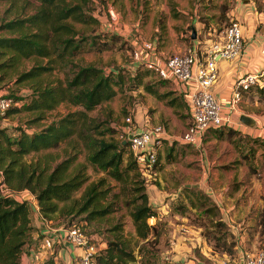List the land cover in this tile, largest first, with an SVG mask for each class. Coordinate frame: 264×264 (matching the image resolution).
I'll return each instance as SVG.
<instances>
[{"label":"rangeland","instance_id":"374dc122","mask_svg":"<svg viewBox=\"0 0 264 264\" xmlns=\"http://www.w3.org/2000/svg\"><path fill=\"white\" fill-rule=\"evenodd\" d=\"M187 1L189 4H199L202 0ZM175 3H177L176 0H86V10L98 19V23H75L76 28L87 36V42L76 54L69 57L72 60L69 61L68 56H64L63 60L52 62V69L41 72L33 79H19L18 72L26 71L38 63L51 64L47 57L32 56L15 64L16 68L10 69L7 74L3 75L0 71V93L11 98L12 102L11 109L0 115V127H5L9 134L15 136L19 133V128L27 129L29 132L38 130L54 118L76 109L75 105L63 101L55 108L46 109L41 114L38 110L28 109L22 104L28 103L35 96V83L44 86L48 83L56 84L58 79L64 82L71 73L70 68L73 64V68L77 65L95 64L101 66L106 72L120 67L122 78H120L121 84H115L116 93L109 100L88 111L97 123V128L90 129L89 133L95 137L117 139L116 128L127 125V128L135 130L138 126V107L142 103L139 102L141 86L144 89H147L145 86H151L156 90L152 87L155 84L153 75L156 74L143 64L135 65L133 68L129 66L136 61L132 54L133 48L139 47L141 43L154 37L156 40L153 49L146 53L151 54L152 50L155 52L165 50V47L172 44V38L163 37V35L167 33L168 26L172 25L171 18L181 13L175 7ZM6 5L4 1H0V24L2 20L14 15V13H5ZM228 24L229 22L226 23ZM156 26L157 31L154 29ZM0 34H8V32L0 28ZM97 34L99 37L95 36ZM113 34L119 35L113 38ZM191 34L192 30L189 28L183 29L180 39L186 43L185 45H192ZM94 36L96 38H93ZM135 37H137V43L131 45V40ZM92 38L95 39L93 47L90 46ZM96 46L100 48L95 49ZM197 48L200 49V47ZM172 52L174 51L169 50L167 55ZM257 93H259L260 102H264V87ZM180 108L179 115L182 118L188 117L187 106L180 104ZM38 115L42 117L38 118ZM126 116L131 117V122L127 124L124 120ZM184 144L186 143L177 140L172 143H163L164 149L158 151V162L155 168L141 173L142 175L138 173L132 176L133 171H130L131 175L128 179L126 176L125 181L115 179L105 170L92 165L87 160V148L77 133L62 140L55 147L26 153L23 159L32 161L40 158L42 163L48 164L51 168L63 159H71L67 172L70 174L80 169L84 173L86 178L83 184L72 193L70 199L60 201V206H69L73 200L80 199L87 184L105 177L103 187L106 186L108 191L102 198V202L105 204L111 201L114 208L108 214L101 218L87 220L84 212L60 215L55 213L53 220L48 219V221L53 226H58L54 221L63 222L62 226L69 225L67 224L69 222H73L71 225L81 226L90 242L102 249L113 234L118 232L127 240L128 249L134 256V260L128 261L127 264L233 263L238 257L237 251L232 248L235 234L225 221L226 219H223L220 207L213 200V196L195 185L198 182V176L190 166L191 161L187 159L188 151L184 149ZM253 168L254 171L250 169V172H258V177L263 176L264 166ZM132 179L136 184L132 183ZM137 182L144 185L148 200L156 210V216L147 219L149 224H154V227L146 238L137 236L129 213L130 205L127 203L132 194V192L129 194L127 188L130 190L134 184L139 185L140 183ZM234 182L233 189L239 184ZM23 192L22 197L29 205L32 204L29 198H25ZM261 211V216L256 222L260 233L264 231V203ZM39 222H41L40 218ZM31 225L33 226L32 235H34L36 226L32 220ZM116 225L119 226L116 228ZM251 229V226L245 228L248 231ZM37 239L39 240V237H34L27 249L36 245ZM27 249L20 264L27 263L25 259L28 256ZM223 251L231 256H224L226 258L224 259ZM218 259L220 261H217Z\"/></svg>","mask_w":264,"mask_h":264},{"label":"trees","instance_id":"16d2710c","mask_svg":"<svg viewBox=\"0 0 264 264\" xmlns=\"http://www.w3.org/2000/svg\"><path fill=\"white\" fill-rule=\"evenodd\" d=\"M0 1L7 3L4 10L6 14L14 13L0 24V28L8 32L0 34V71L3 75L16 68L15 64L18 62L32 56L47 57L51 63L32 65L28 70L18 72L19 79H33L41 72L52 69V62L63 60L64 56L69 58L84 47L87 36L76 28V22L98 23V19L86 10V0ZM118 35L113 34L112 37ZM95 36L99 37L98 34ZM95 36L93 38H96ZM93 38L90 39L91 47L95 45ZM70 60L72 59L69 58ZM73 65L64 82L58 79L56 84L48 83L44 86L35 83V96L22 105L38 110L41 114L63 101L75 105L76 109L54 118L38 130L29 132L19 128L20 131L15 136L9 134L5 127H0V182L15 190L28 189L34 195L39 211L49 220H53L55 213L60 215L84 212L87 220L108 214L114 208L111 201L105 204L102 202L108 191L106 186L103 187L106 179L102 177L90 182L80 199L73 200L69 206H60L59 202L70 199L72 193L83 184L86 176L80 169L70 174L67 172L71 159H63L51 168L42 163L40 158L24 160L26 153L55 147L62 140L77 133L87 148V160L92 165L122 181H125L126 176L127 179L130 177V171H133L132 176L141 174L126 144H122L118 139L95 137L89 133L90 129L97 128V123L88 111L109 100L116 93L115 84H121L122 78L120 67L106 72L95 64L77 65L75 68ZM145 87L154 92L151 86ZM175 100L176 98H173L168 103H175ZM177 104L186 105L181 99ZM37 117L41 118L42 115ZM254 141L264 145L261 139L255 138ZM157 162L158 153L152 169ZM250 169L254 171L252 166ZM131 181L136 184L135 180ZM137 183L140 184H134L130 190L127 188L129 194L132 192L127 203L130 205L129 213L137 236L146 238L154 227L147 219L156 216V210L148 200L144 185ZM30 212L31 207L26 199L0 193V264L21 263V258L33 239ZM54 223L61 225L63 222ZM126 241L121 234L114 233L97 255V263L127 264L128 261H133V253L128 249Z\"/></svg>","mask_w":264,"mask_h":264},{"label":"crops","instance_id":"0c3cea01","mask_svg":"<svg viewBox=\"0 0 264 264\" xmlns=\"http://www.w3.org/2000/svg\"><path fill=\"white\" fill-rule=\"evenodd\" d=\"M176 2L175 7L181 13L171 18L172 25L168 26L167 33L163 35L172 38L173 42L165 50H152L150 57L157 61H161L169 50L180 51L188 46L180 39L186 27L192 33L195 30V36L191 34L190 42L202 50L213 41L222 39L226 23L230 20L236 19L242 26L243 45L240 53L232 59L218 58L217 78L211 86L213 94L222 105V114L227 122L218 128L206 130L199 144H184V149L188 151L187 159L191 161L190 166L198 176L195 185L213 196L223 219H226L235 234L232 246L238 254L235 262L243 252L255 253L264 244V231L260 233L259 225L256 224L264 203V171L262 177H258V172H250L251 166H264V145L254 141L255 138L264 141V102H260L257 93L264 87V55L261 53L264 42V0H202L199 3L201 6L189 4L187 0ZM154 29L157 31V26ZM136 39L131 40V45L137 43ZM151 40L154 45L156 37ZM139 48L145 54L141 45ZM142 61L136 60L129 66L133 68ZM246 73L257 75L255 82L247 89L237 87V79ZM153 76L155 84L152 87L156 90L151 92L142 86L140 89L139 102L142 103L138 107L136 130L159 123L164 126L158 153L164 149L162 145L165 142L177 140L185 143L181 140V134L191 115L189 98L181 91L180 85L173 80H160L157 75ZM237 91L239 96L235 98ZM173 98H176L175 103H168ZM180 99L187 105L189 116L186 118L179 115L181 108L177 101ZM242 114L250 117L249 123L240 120ZM233 181L239 183L235 189ZM23 194L25 198L31 197L28 191ZM30 218L36 226L33 238L39 237V240L27 249L25 264H74L75 250L70 243L59 242L53 244L52 248L42 244V235L46 229L39 222L33 206ZM237 219L240 221L236 222ZM249 226L252 229L245 230ZM227 255L231 256L223 251V258Z\"/></svg>","mask_w":264,"mask_h":264},{"label":"built area","instance_id":"2783aa9c","mask_svg":"<svg viewBox=\"0 0 264 264\" xmlns=\"http://www.w3.org/2000/svg\"><path fill=\"white\" fill-rule=\"evenodd\" d=\"M140 45L145 54L139 47H134L133 58L135 60L143 59L142 64L152 70L158 78L177 82L181 91L189 98L188 106L191 120L181 134L183 142L199 144L206 130L225 125L227 119L222 114V105L213 94L211 86L217 78L218 58L232 59L238 56L241 51L243 45L242 26L238 20H230L224 29L222 39L213 41L206 48L199 50L194 45L186 46L183 50L166 55L161 61L152 59L150 53H146L153 49L152 40L144 41ZM261 53L264 55V42ZM256 78L257 75L246 73L237 79V87L247 89L255 82ZM238 96L239 92L237 91L235 98ZM11 104V98L0 93V115L10 108ZM124 120L127 124V122H131V117L126 116ZM163 132L164 126L161 123L140 130H132L125 125L118 128L116 138L122 144H126L137 163L138 169L143 174L152 170L156 163L157 148ZM23 191L12 189L2 181L0 182V193L2 194L24 199L22 197ZM25 191L28 190L25 189ZM29 199L32 201L30 205L33 206L41 219L42 227L46 229L42 235L44 246L51 247L53 244L66 241L75 250L74 264H98L97 255L102 247L90 242L81 226L61 225L59 227L51 225L39 211L32 193ZM232 264H264V244L255 253L243 252Z\"/></svg>","mask_w":264,"mask_h":264},{"label":"water","instance_id":"95a60500","mask_svg":"<svg viewBox=\"0 0 264 264\" xmlns=\"http://www.w3.org/2000/svg\"><path fill=\"white\" fill-rule=\"evenodd\" d=\"M194 31H195V30H194ZM194 31H193V33H192V37L195 36V32H194ZM240 120L243 121V122H245V123H249L250 117H249L248 115L242 114V115L240 116Z\"/></svg>","mask_w":264,"mask_h":264}]
</instances>
